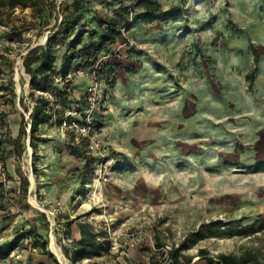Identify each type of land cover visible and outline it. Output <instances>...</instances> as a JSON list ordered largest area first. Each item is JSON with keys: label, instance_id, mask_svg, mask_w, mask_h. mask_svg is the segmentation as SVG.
I'll return each mask as SVG.
<instances>
[{"label": "rangeland", "instance_id": "obj_1", "mask_svg": "<svg viewBox=\"0 0 264 264\" xmlns=\"http://www.w3.org/2000/svg\"><path fill=\"white\" fill-rule=\"evenodd\" d=\"M62 1L42 20L29 7L0 8V139L17 136L39 94L62 113L38 127L36 149L24 137L21 154L0 152V245L15 243L0 264H149L184 239L191 264H226L220 255L264 264V0H87L77 32L92 41L115 23L120 35L64 76L68 42L58 47L64 107L33 91L22 66L61 19ZM91 87L99 99L89 107ZM87 119L89 137L69 126ZM88 163L93 177H75ZM80 221L107 231L108 253L64 255Z\"/></svg>", "mask_w": 264, "mask_h": 264}, {"label": "trees", "instance_id": "obj_2", "mask_svg": "<svg viewBox=\"0 0 264 264\" xmlns=\"http://www.w3.org/2000/svg\"><path fill=\"white\" fill-rule=\"evenodd\" d=\"M47 4V5H46ZM87 0H65L60 3L58 13L61 14V19L58 20L50 28L46 40L43 44H38L29 47L23 56L22 66L24 72L29 75L30 87L33 91L44 92L50 94L55 99V104L64 107L68 104L66 91L56 82L55 63L57 61L58 47L66 43V50L63 53L62 75H66L69 63L74 59L81 60L85 66L92 65L97 55L100 52L110 51V45L115 42L117 36L120 35L119 28L115 23L106 24L105 29L101 31L96 40L86 41L83 38L84 32H77V28L83 19L86 11ZM6 7L12 10L16 7L32 8L35 17L39 20L46 17V11L52 12L55 8V0H0V8ZM154 16H166V13L154 8L151 11ZM101 22L98 23L100 25ZM77 32V33H76ZM76 34V35H75ZM253 61L257 63V52L253 51ZM250 78H253V73H250ZM23 106L22 98L19 99ZM27 111V107H23ZM53 116L61 122L62 113L58 110H53L51 101L39 94L34 99V105L28 115V120L25 121L24 115L21 116V122L18 129V134L15 138L5 137L0 139V152L4 150V144L11 145V150L15 155L21 154L23 150L22 138L28 137L29 146L36 149L35 137L38 127L48 122ZM29 125V131L26 128ZM70 154L76 157L90 159L84 151H79L77 148L69 145L67 147ZM78 179L85 181L93 177L94 171L90 164L83 170L76 169L73 172ZM29 185L28 179L21 180L23 192L26 193ZM4 184L0 181V197H3ZM74 221L68 220L64 228V234L68 238L71 230L70 226ZM79 230V238L72 239L69 247L63 248L64 255L71 261L76 262L80 259H90L94 256H100L103 253H108L111 247V240L105 229H96L90 222L80 221L77 223ZM203 237L201 231L195 233V236ZM155 247L160 250L164 245L159 237H155ZM188 239H184L177 247H171L166 253H161V259L156 260L151 257L149 264H191V257L182 255L181 250L187 248ZM45 248V244H42ZM15 243L9 245H0V258L7 257L14 249ZM223 262L232 264L234 258L232 256L220 255ZM90 264H96L91 262ZM135 264V263H126Z\"/></svg>", "mask_w": 264, "mask_h": 264}, {"label": "built area", "instance_id": "obj_3", "mask_svg": "<svg viewBox=\"0 0 264 264\" xmlns=\"http://www.w3.org/2000/svg\"><path fill=\"white\" fill-rule=\"evenodd\" d=\"M98 99H99L98 91L96 90L95 87H91L87 93V96H86V101H87L89 107L94 106L95 103L98 101ZM63 124L65 125L66 122H64ZM69 126L73 129H75L80 135H82L84 137H89L90 132L92 130V121H90V119H87L85 124H83L81 126L77 125V123H75V122H71L69 124Z\"/></svg>", "mask_w": 264, "mask_h": 264}, {"label": "crops", "instance_id": "obj_4", "mask_svg": "<svg viewBox=\"0 0 264 264\" xmlns=\"http://www.w3.org/2000/svg\"><path fill=\"white\" fill-rule=\"evenodd\" d=\"M0 62H2L1 59H0ZM1 64H2V63H0V65H1Z\"/></svg>", "mask_w": 264, "mask_h": 264}]
</instances>
